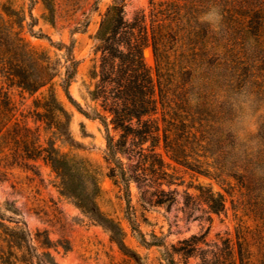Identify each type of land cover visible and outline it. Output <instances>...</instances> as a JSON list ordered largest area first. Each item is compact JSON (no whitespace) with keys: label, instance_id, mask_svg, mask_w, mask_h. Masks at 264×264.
Wrapping results in <instances>:
<instances>
[{"label":"rangeland","instance_id":"374dc122","mask_svg":"<svg viewBox=\"0 0 264 264\" xmlns=\"http://www.w3.org/2000/svg\"><path fill=\"white\" fill-rule=\"evenodd\" d=\"M114 1L0 0V264H37L44 252L56 264H166L164 247L176 264H264V153L249 143L264 119V102L253 96L255 120L236 130L240 112L231 95L249 74L236 65L242 43L230 21L235 13L225 19L226 0H124L131 24L144 15L148 33L156 23L168 30L170 64L162 78L151 47L143 56L153 96L159 82L169 94L168 115L163 121L159 107L156 117L160 127L169 121L177 149L167 153L162 142L155 147L128 137L122 156L133 177L127 209L122 188L109 177L103 125L77 112L61 90L64 50L55 46L71 45L79 62L70 97L90 115L100 111L90 95L97 82L95 38ZM213 6L223 16L220 34L200 19ZM26 48L50 73L37 91L19 83L43 74ZM189 57L209 65L187 71ZM200 76L209 83L192 105L189 93ZM222 82L227 97H217ZM149 119L155 114L143 121ZM152 126L133 125V131ZM211 194L222 197L219 214L207 208ZM15 227L27 231L28 249L14 248L9 229Z\"/></svg>","mask_w":264,"mask_h":264},{"label":"trees","instance_id":"16d2710c","mask_svg":"<svg viewBox=\"0 0 264 264\" xmlns=\"http://www.w3.org/2000/svg\"><path fill=\"white\" fill-rule=\"evenodd\" d=\"M223 7L226 10L224 12L225 19H228L232 12L235 13L231 16L230 21L237 24L238 40L242 43L239 50L241 53H239L236 63L240 66L238 72L241 70L247 71L249 79L245 82V85H250L253 96L260 98V100L263 99L262 102H264V0H226ZM167 34L166 26L160 23H156L155 27H151L150 33H148L144 15L138 18L137 24H131L126 19L124 0H115L107 8L95 38L97 42L96 52L99 54V59L97 66L93 69V75L97 78V82L93 91L90 92L91 98L99 103L101 110L94 109L92 115L84 111L70 97L68 92L79 64L72 55V46L63 43L55 45L58 50H64V74L61 81V90L77 112L88 119L98 120L103 125L105 129L106 162L110 166L109 177L116 180L122 188L127 209L130 206L129 185L133 177L128 175L125 170L122 156L126 153L128 137L140 138L141 142L155 143V147L162 142L165 152L177 153L173 143L174 129L171 125L166 126L169 121L165 125L163 123L160 127L159 119L156 117L159 107L162 110L163 121L168 115L171 105L169 94L162 89L159 82L158 87L155 83V97L153 96V80L143 56V50L151 47L157 77L162 78L163 70L170 64L169 55L165 48ZM193 34H196V32H193ZM46 39L50 44H53L48 38ZM248 41L254 42V52L252 54H249L245 47ZM21 47H24V45L22 44ZM24 50L33 61L40 63L43 74L34 81H20L19 83L23 89L37 91L46 85L50 73L46 70L48 69L46 63L39 60L35 53L27 48ZM188 63L193 64L187 69L191 72H202L204 66L209 65V61H205L201 57L197 59L189 57ZM232 64L234 65L235 61ZM178 75L179 73L174 74L173 83H178ZM154 114L155 120L149 119L150 121H148L153 125L152 130L133 131V125H147L148 122L143 121V118ZM260 119L261 121L257 124L253 137L258 142V147H255L256 153H264V119ZM109 126L116 133L115 136L110 134ZM52 152L54 150L47 153ZM6 205L12 214L17 217L21 216L20 211L13 203H6ZM207 208L212 214L221 213L224 209L222 197L220 195L215 197L211 194ZM128 220L133 230L137 231L136 225L130 216ZM9 231L10 236L15 238L13 241L15 249L29 248L27 231L24 228L15 227L9 229ZM155 246H163V243H155ZM40 257L41 260L37 264H56L48 252L42 253ZM164 260L166 264H176L173 253L168 251L166 247H164Z\"/></svg>","mask_w":264,"mask_h":264},{"label":"clouds","instance_id":"9594fccd","mask_svg":"<svg viewBox=\"0 0 264 264\" xmlns=\"http://www.w3.org/2000/svg\"><path fill=\"white\" fill-rule=\"evenodd\" d=\"M201 21L209 24L213 30L220 34L223 24V16L218 7L213 6L207 13H205L201 18ZM246 49L249 51V54L254 52V42L248 41L245 45ZM209 80L205 76L198 77V80L193 83L192 91L189 93V103L192 105H197L200 102L199 94L200 91L207 86ZM250 86L245 85L239 92L233 93L231 95V102L233 106L237 108L240 112L238 120L235 122L236 130H243L247 124L253 123L255 120V114L253 111V93L249 90ZM217 97H221L222 95L227 97L228 90L225 84L222 82L217 85L216 88ZM250 145L253 147H258V142L255 139H251L249 141Z\"/></svg>","mask_w":264,"mask_h":264}]
</instances>
